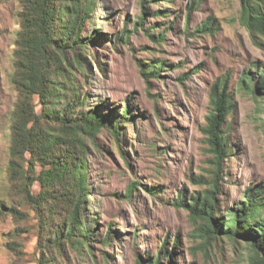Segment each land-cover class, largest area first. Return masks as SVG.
<instances>
[{"label": "rangeland", "instance_id": "1", "mask_svg": "<svg viewBox=\"0 0 264 264\" xmlns=\"http://www.w3.org/2000/svg\"><path fill=\"white\" fill-rule=\"evenodd\" d=\"M140 2L93 0L82 30L90 38L79 51L82 68L74 72L86 98L82 109L96 108L110 121L119 120L121 134L116 142L103 127L96 146H90L85 216L88 225L95 222L92 255L72 253L71 264H145L162 247L161 264L169 261L167 254L172 264H254L243 238L213 236L204 220L173 202L180 194L190 201L204 188L197 182L210 181L211 154L201 127L216 82L225 81L231 104L223 127L229 148L214 194L217 216L247 188L264 186V101L243 82L264 64V34L255 42L241 24L240 0H149L142 24ZM18 12L17 0H0V200L8 188ZM208 19L216 23L212 32L200 28ZM148 33L164 39L155 42ZM139 61H160V76L146 77ZM125 102L131 114L119 117ZM132 184L136 187L126 196ZM32 189L37 191V184ZM13 228L10 216H0V264L13 263L6 247V233ZM35 241L32 233L24 236L27 252Z\"/></svg>", "mask_w": 264, "mask_h": 264}, {"label": "trees", "instance_id": "2", "mask_svg": "<svg viewBox=\"0 0 264 264\" xmlns=\"http://www.w3.org/2000/svg\"><path fill=\"white\" fill-rule=\"evenodd\" d=\"M17 1L19 28L10 78L16 102L9 123L8 188L5 199L0 200V216L8 215L14 222V228L6 233V247L12 254V264H71L72 253L92 255L90 240L95 222L88 225L85 216L91 188L90 146H96L95 138L103 127L119 142V120L110 121L112 118L96 108L82 109L86 98L74 77V72L82 68L79 51H85L90 41L82 30L91 17L93 0ZM146 2L149 0L140 2V24ZM240 4V22L257 42L264 34V0H240ZM215 24L208 19L200 28L212 32ZM148 36L155 42L164 39L161 33ZM158 65L160 61H139L146 77H159ZM243 82L248 91L264 101V64L247 73ZM224 86L225 81L214 84L209 94L210 109L201 127L211 154L210 181L199 180L197 185L204 188L195 191L190 201H184L180 194L173 204L186 207L192 216L204 220L213 236L243 238L251 247L254 264H264V186L247 188L224 214L217 216L214 194L219 188L221 161L229 148L223 127L231 104ZM125 103L120 110L124 114L119 113V117L126 118L130 113ZM34 184L37 191L32 189ZM135 187L128 186L126 196ZM30 233L36 241L29 253L24 248V236ZM164 256L162 247L145 264H161ZM167 257L165 264H172V255Z\"/></svg>", "mask_w": 264, "mask_h": 264}]
</instances>
